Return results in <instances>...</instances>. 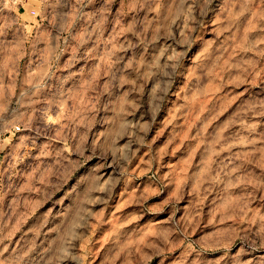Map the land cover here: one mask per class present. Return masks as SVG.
Listing matches in <instances>:
<instances>
[{"label": "rangeland", "instance_id": "obj_1", "mask_svg": "<svg viewBox=\"0 0 264 264\" xmlns=\"http://www.w3.org/2000/svg\"><path fill=\"white\" fill-rule=\"evenodd\" d=\"M0 264H264V0H0Z\"/></svg>", "mask_w": 264, "mask_h": 264}]
</instances>
